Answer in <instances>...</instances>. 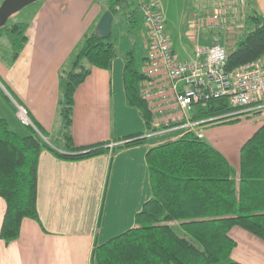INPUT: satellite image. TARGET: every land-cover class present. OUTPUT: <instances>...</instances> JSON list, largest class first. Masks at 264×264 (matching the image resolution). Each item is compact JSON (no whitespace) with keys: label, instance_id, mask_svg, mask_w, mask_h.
Listing matches in <instances>:
<instances>
[{"label":"trees","instance_id":"trees-1","mask_svg":"<svg viewBox=\"0 0 264 264\" xmlns=\"http://www.w3.org/2000/svg\"><path fill=\"white\" fill-rule=\"evenodd\" d=\"M108 11L114 18L123 16L130 25L129 30L138 24L144 27L135 0H108ZM251 21L253 29L228 51V72L252 64L264 66V16L253 13ZM6 25L0 28V37L9 36L10 59L15 62L28 43L29 24L21 22L10 28ZM112 36L113 32L106 40L97 33L86 36L72 58L71 69L61 75L59 112L64 122L67 152L48 145L40 136L45 135L38 126L40 134L25 127L28 133L21 135L11 128L7 119L0 117V198L7 207L0 232L4 242L20 236L25 219H39L38 167L43 151H50L65 161H83L108 151L105 143L75 147L70 129L78 87L90 76L92 68L109 70L118 56ZM125 61L123 77L127 102L138 110L147 130L156 133L152 127L154 115L142 95L141 86L148 76L137 65L134 50L126 54ZM1 84L6 88V91L0 88L2 99L10 104L16 116L14 102H18L6 85ZM198 108L191 119L193 122L234 112L227 98L211 100ZM239 119L215 120L200 126L198 132H187L150 148L146 162L152 197L137 213L133 228L94 248L93 263L240 264L229 262L237 246L230 236L234 227H241L264 241V124L240 150L238 180L227 158L207 143L200 131L209 125ZM117 141L120 142L113 148V154L146 145L148 139L140 133Z\"/></svg>","mask_w":264,"mask_h":264},{"label":"crops","instance_id":"crops-1","mask_svg":"<svg viewBox=\"0 0 264 264\" xmlns=\"http://www.w3.org/2000/svg\"><path fill=\"white\" fill-rule=\"evenodd\" d=\"M242 1L245 8H254L253 13L264 16V0ZM33 7L27 22L28 43L18 59L11 62L10 43V56H0V82L27 109L45 137L51 138L53 147L67 152L64 122L59 112L61 75L71 69L72 58L84 38L96 33L98 23L108 11V0H42ZM213 21L214 17L201 20L211 36L209 24ZM169 32L166 26L167 35ZM175 33L174 37L168 35L169 39L174 38L170 41L175 56L179 62H187L193 58L194 48L187 50L184 40L189 36L193 44L194 35L192 39L191 33L185 36ZM125 56L119 54L109 70L92 68L75 93L70 129L74 146L105 143L108 151L83 161L61 160L47 150L41 153L39 219H25L20 236L14 241L6 243L0 237V264H94L92 256L97 245L135 226L137 213L152 197L146 162L148 150L188 131L178 127L167 129L168 124L178 125L184 120L168 84L160 78L152 80L149 90L154 104L152 127L156 133L147 130L138 110L127 102L123 77ZM145 64L146 61L143 72ZM0 88L6 91L2 84ZM1 100L2 118L14 128L22 127L10 104ZM198 109V106L192 108L188 119ZM203 129L200 131L204 135ZM140 133L148 139L146 145L113 154L118 139ZM6 209L0 198V232Z\"/></svg>","mask_w":264,"mask_h":264},{"label":"rangeland","instance_id":"rangeland-1","mask_svg":"<svg viewBox=\"0 0 264 264\" xmlns=\"http://www.w3.org/2000/svg\"><path fill=\"white\" fill-rule=\"evenodd\" d=\"M4 1L0 0V7ZM156 2L165 16L167 29L170 30L168 35H171V37H174L175 32L182 33L184 36L187 33H191L192 39L194 35V39L199 38L198 41L201 43L202 41L208 44L218 43L228 51H231L236 41L253 29L251 17L254 8H245V2L242 0H156ZM33 6L31 5L12 16L7 22V28L17 23H27L29 15L34 8ZM208 17H214V21L209 24V29L213 32V38L207 33L206 26L201 23L202 19ZM129 28L130 25L124 17L118 16L114 22L111 41L117 47V55H126L134 50L137 65L143 70L142 65L145 62V58H147L144 39L146 30L142 24H138L133 30H129ZM1 37L3 39H1L0 56L6 58L10 56V48L8 47L10 39L7 35ZM191 43V38L187 36L183 45L187 50H190L194 48V43ZM0 98L2 99L1 94ZM1 99L0 107L2 104ZM0 117L2 118L1 109ZM263 124L264 109L250 116H244L238 121L209 125L203 129L204 140L227 158L233 166L237 180L239 178L240 150ZM11 128L21 135H27L28 133L25 126H16L15 128L11 126ZM40 136L48 145L53 147L50 143L51 138L47 139L42 134ZM54 144L59 146L55 141ZM230 236L237 242V246L234 248L229 262L238 263V261H242L248 264H264L263 240L248 233L241 227H234L230 231Z\"/></svg>","mask_w":264,"mask_h":264},{"label":"built area","instance_id":"built-area-1","mask_svg":"<svg viewBox=\"0 0 264 264\" xmlns=\"http://www.w3.org/2000/svg\"><path fill=\"white\" fill-rule=\"evenodd\" d=\"M146 30L147 58L144 73L148 76L142 84V95L151 111L150 86L153 79H163L169 86L183 123L177 129L198 132L200 126L215 120L242 118L264 109V66L252 64L232 72L227 71L228 50L219 44L203 45L194 39V55L187 62H179L166 33V19L156 0H135ZM227 98L233 113L215 119L193 122L188 119L192 108L206 105L211 100ZM17 118L21 125L39 133L27 109L18 103ZM169 125V124H168ZM167 129H176V127ZM198 136L201 138L202 134Z\"/></svg>","mask_w":264,"mask_h":264},{"label":"water","instance_id":"water-1","mask_svg":"<svg viewBox=\"0 0 264 264\" xmlns=\"http://www.w3.org/2000/svg\"><path fill=\"white\" fill-rule=\"evenodd\" d=\"M42 0H5L0 7V28H2L8 20L23 9L36 4ZM114 15L107 11L102 16L96 33L104 40L109 39L112 35Z\"/></svg>","mask_w":264,"mask_h":264}]
</instances>
